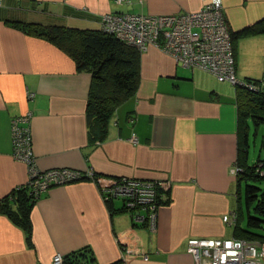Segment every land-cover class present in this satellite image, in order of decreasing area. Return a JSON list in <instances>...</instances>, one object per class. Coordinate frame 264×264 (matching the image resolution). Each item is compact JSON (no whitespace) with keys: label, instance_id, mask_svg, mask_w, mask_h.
<instances>
[{"label":"crops","instance_id":"1","mask_svg":"<svg viewBox=\"0 0 264 264\" xmlns=\"http://www.w3.org/2000/svg\"><path fill=\"white\" fill-rule=\"evenodd\" d=\"M210 2L0 0V264H54L57 254L75 255L77 264H193L190 239H239L242 181L233 170L241 142H247L243 165H250L252 127L262 125L241 116L239 86L183 67L150 46L140 50L137 91L119 105L102 136L87 117L92 74L23 28L102 31L106 15L194 13ZM223 6L233 33L264 19V0H223ZM234 47L238 78L264 81V34L242 35ZM27 113L38 167L83 176L41 194L31 209V236L2 209L29 181L12 139V120ZM123 178L155 182L168 193L154 229L135 224L118 199L105 201L101 185ZM233 213L238 225L224 222Z\"/></svg>","mask_w":264,"mask_h":264},{"label":"built area","instance_id":"2","mask_svg":"<svg viewBox=\"0 0 264 264\" xmlns=\"http://www.w3.org/2000/svg\"><path fill=\"white\" fill-rule=\"evenodd\" d=\"M144 1V0H141ZM118 5L133 0H114ZM103 31L116 36L130 46L146 51L150 46L162 49L179 65L213 74L219 82H228L246 88L238 80L237 62L230 27L227 23L223 0H211L201 11L175 15L111 14L103 21ZM247 89V88H246ZM249 90H255L251 86ZM31 97L33 94L30 95ZM31 113L12 120L14 158L26 164L29 194L38 200L42 193L55 186H63L81 179L80 172L69 169L41 170L33 149L30 129ZM138 143L137 137L131 140ZM240 169H234V175ZM87 177L94 178L90 171ZM160 184L138 179L109 180L101 185L106 202L122 200L135 224L156 227ZM226 222L237 220V214L225 217ZM194 264H264V242L244 239H198L188 242ZM54 264L65 263L57 254Z\"/></svg>","mask_w":264,"mask_h":264},{"label":"trees","instance_id":"3","mask_svg":"<svg viewBox=\"0 0 264 264\" xmlns=\"http://www.w3.org/2000/svg\"><path fill=\"white\" fill-rule=\"evenodd\" d=\"M25 31L48 39L59 49L72 57L80 71L92 74V84L88 100L87 117L90 126L97 127L104 136L108 123L116 109L130 98L138 89L140 81V55L138 48L102 31H80L60 26L24 24ZM250 34H264V19L240 33L231 32L233 46L238 37ZM235 50V47H234ZM253 86H261L264 81L247 80ZM247 88V89H246ZM239 87V106L241 116H251L257 125L264 124V88L256 91L250 87ZM246 90V91H245ZM240 145L238 168L240 180L247 182L245 189L248 206V227L239 226L237 219L236 234L239 239L264 242V235L254 232L263 228L264 219L252 214L250 207L258 202L256 212L264 215V193L257 182L264 180V172L257 167L243 165L247 157V142ZM247 162V161H246ZM264 163L261 158L257 164ZM238 175V176H239ZM254 182L255 184H249ZM159 204H169L168 193L160 187ZM261 196V197H260ZM13 200L16 210L10 203ZM37 200L29 194L28 187L19 188L2 201V209L19 223L29 236L32 235L31 209ZM75 255L65 258L64 264H77Z\"/></svg>","mask_w":264,"mask_h":264},{"label":"rangeland","instance_id":"4","mask_svg":"<svg viewBox=\"0 0 264 264\" xmlns=\"http://www.w3.org/2000/svg\"><path fill=\"white\" fill-rule=\"evenodd\" d=\"M245 82L247 80H244ZM255 87V86H254ZM246 91V90H245ZM252 133H251V140H250V149H249V164L250 165H255L259 166L257 167L258 172H264V163L262 164H257L258 159L264 160V124H262L259 128H257L255 125L252 127ZM257 164V165H256ZM249 184H255L254 182H249ZM257 186H259L263 193H264V180L262 182H257ZM247 187V182L242 181L241 185V194H242V208H243V213H244V219L242 222V227L246 228L248 227L247 222H248V206L246 203V194H245V189ZM261 197V196H260ZM116 204L118 205H123L122 200H116ZM258 202L254 203V208L251 206L250 210L252 211L253 215H256L258 217H261L264 219V215L259 214L256 212V206ZM254 232L264 235V224L263 228L254 230Z\"/></svg>","mask_w":264,"mask_h":264},{"label":"bare ground","instance_id":"5","mask_svg":"<svg viewBox=\"0 0 264 264\" xmlns=\"http://www.w3.org/2000/svg\"><path fill=\"white\" fill-rule=\"evenodd\" d=\"M238 77V76H237ZM238 80L240 81V82H242V83H245L246 85H247V87H251V86H253V85H251V84H249V83H247V81L245 82L244 80H241V79H239L238 78ZM232 85H234V84H232ZM234 86H236V85H234ZM232 215H228V216H225V217H231ZM225 217H224V219H225ZM238 219V218H237ZM224 222H226L225 220H224ZM228 222H230V221H228ZM228 222H226V223H228ZM237 223V220L235 221V222H233V224H236ZM212 239H225V238H212ZM229 239H233V238H229ZM246 241H249V240H246ZM262 242V241H261ZM190 253V252H189ZM193 258H194V256H193ZM64 264V263H63ZM194 264V263H193Z\"/></svg>","mask_w":264,"mask_h":264},{"label":"flooded vegetation","instance_id":"6","mask_svg":"<svg viewBox=\"0 0 264 264\" xmlns=\"http://www.w3.org/2000/svg\"><path fill=\"white\" fill-rule=\"evenodd\" d=\"M259 86H255V90H251V91H256L258 89Z\"/></svg>","mask_w":264,"mask_h":264}]
</instances>
